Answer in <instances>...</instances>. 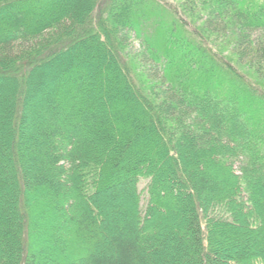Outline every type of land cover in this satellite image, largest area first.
I'll list each match as a JSON object with an SVG mask.
<instances>
[{"label":"trees","instance_id":"16d2710c","mask_svg":"<svg viewBox=\"0 0 264 264\" xmlns=\"http://www.w3.org/2000/svg\"><path fill=\"white\" fill-rule=\"evenodd\" d=\"M0 264H264V0H0Z\"/></svg>","mask_w":264,"mask_h":264},{"label":"rangeland","instance_id":"374dc122","mask_svg":"<svg viewBox=\"0 0 264 264\" xmlns=\"http://www.w3.org/2000/svg\"><path fill=\"white\" fill-rule=\"evenodd\" d=\"M167 22V21H166ZM117 205V204H116Z\"/></svg>","mask_w":264,"mask_h":264}]
</instances>
